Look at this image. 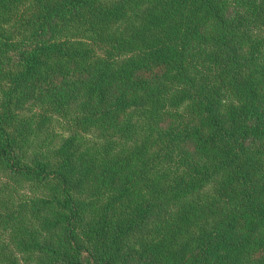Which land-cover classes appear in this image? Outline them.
<instances>
[{
  "label": "trees",
  "instance_id": "trees-1",
  "mask_svg": "<svg viewBox=\"0 0 264 264\" xmlns=\"http://www.w3.org/2000/svg\"><path fill=\"white\" fill-rule=\"evenodd\" d=\"M0 264H264V0H0Z\"/></svg>",
  "mask_w": 264,
  "mask_h": 264
}]
</instances>
